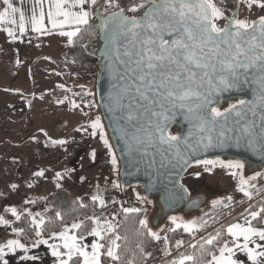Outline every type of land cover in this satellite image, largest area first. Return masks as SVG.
Masks as SVG:
<instances>
[{"label":"snow or ice","instance_id":"obj_1","mask_svg":"<svg viewBox=\"0 0 264 264\" xmlns=\"http://www.w3.org/2000/svg\"><path fill=\"white\" fill-rule=\"evenodd\" d=\"M45 2L49 5L47 13L44 10ZM19 3L20 6L17 7L14 0H2L3 11H0V23L15 26L18 14V28L21 34L25 31L26 23L31 25L34 32H46L44 21L47 16V21L53 28H62L65 25L73 28L71 31L59 33L61 36L68 37L69 43L73 42L72 38L81 32L83 26L89 25L92 16L91 12L85 11L81 6L85 4L98 6V0H31L30 9L26 7L28 0H19ZM104 3L109 8L118 9V11L109 12L107 16H100V28L107 41L110 58L114 56L115 60L126 68L125 75L119 77L125 83L121 85L116 95L110 97V107L113 110L123 109L125 107L123 101L127 99L129 112L127 121L131 122L139 121L141 117L149 113L151 117H164L167 120L168 117L164 116V112H157L155 108H161L164 111L176 108L186 109V118L190 122L193 119L196 120L198 131L205 133L197 140V146L208 148L214 144L224 143L223 131L213 135L219 123L218 117L227 120L228 117L225 114L235 111L238 117L244 119V114L236 111L235 104L230 105L224 112L213 107L209 113L210 100L202 89L205 84L217 89L235 87L241 76L247 79L251 73L253 80L258 84L259 104H254L248 110L253 117H259L260 123L257 124L256 120H252L238 129L237 131L241 134L237 142L246 139L249 146H252L253 138L256 137L264 146V17H261L258 23H249L246 20L236 19L233 15L224 27H219L215 21L223 18L224 12L214 0H130L127 11L135 13L144 9L141 16L125 15L126 9L120 6L118 0H104ZM249 3H259V0H249ZM260 6L264 7V4ZM72 8L79 10L72 11ZM29 11L31 15L27 16L26 13ZM58 17L63 19H57ZM4 31L15 38L13 28L6 27ZM165 36L171 39H165ZM121 44L124 48L123 53L120 52ZM121 56L127 57V60L121 59ZM215 79H218V83L213 85ZM238 104L241 108L246 107V102L243 100L238 101ZM165 105H170V108H165ZM257 106L260 109L259 113L256 111ZM73 107L76 105L73 104ZM141 109L143 111H140ZM91 128L93 136L97 135L99 130L100 139L107 145L108 141L105 139L100 117H96L91 122ZM137 133H143V135L132 134L131 140L141 147H155L157 143L173 147L174 142H179L178 137L164 134V125L159 120L153 122L150 119L147 126L140 123ZM156 133L159 135L157 136ZM127 135L128 133L125 132V136ZM205 140L207 143H204ZM53 143L62 144L64 141L58 140ZM197 162L201 163V161ZM112 163L116 164L114 157ZM202 163L207 165L214 162L202 161ZM225 166L236 169L244 167L239 161L229 162ZM37 175L42 176L43 172ZM59 177L60 174L57 173V178ZM246 183L247 181H241L242 185ZM12 187L15 188V185ZM57 187L60 185L58 184ZM240 190L251 198V194L243 187ZM92 199L99 200L103 204V200L98 196ZM10 211L17 220L20 219L15 208ZM123 211L130 214L139 212V209L125 208ZM262 213L264 208H261L260 212L251 211L250 216L256 219ZM29 215L31 216V213ZM60 216L61 213L57 212L56 217ZM86 219L95 225L91 231L87 232V235L101 240L106 239L107 245L93 242L91 251H86L88 245L83 243L85 236L76 233L70 235L69 227L65 226L61 231H53L49 236L50 239L58 238L62 241L59 245H49L52 256L56 258L54 264H103L104 258L110 259L113 264H124L123 253L120 251L121 245L117 241L122 239L126 241L128 237L116 234L118 225L109 221H104L102 224L98 217ZM170 219L175 223L176 218ZM44 223L43 217L39 220L36 218L31 220L37 237L41 235V225ZM138 223L140 225V228L136 229L138 236L146 234L155 240L160 239L157 233L148 228L146 220L140 219ZM0 224L8 226L9 221L0 216ZM246 224H248L247 227L239 223L228 226L227 232L233 238L232 247L227 241L222 243L216 251H208L204 245H201L198 253H180L167 264H189V262L190 264H243L240 259L234 258L235 251L245 253L247 260L252 264H264V259H261L264 258V245H256L261 249L260 251L249 247L250 243H255L254 237L264 241V228L252 227L249 221H246ZM82 225V221L73 222L70 228L81 229ZM183 227L186 232H191L196 225L195 222H191L184 224ZM141 229H146V233ZM12 232L17 236H21L22 233L27 234L25 228L21 227H13ZM219 236L220 233H217L216 236L208 238L204 244L212 245L214 241L219 243ZM241 236L243 244L235 243ZM182 243L183 241L177 240L175 246L179 248ZM39 244H48V240L38 239L31 246L36 247ZM136 248L141 257L151 255L145 252L141 243H137ZM17 249L25 253L21 256L22 261L37 259L36 256L26 255L28 246L20 239H9L6 243L0 244V264H8V261L4 259L6 250L15 252ZM128 251L127 248L123 250L124 253ZM134 259L135 256L128 259L126 264H134Z\"/></svg>","mask_w":264,"mask_h":264},{"label":"rangeland","instance_id":"obj_2","mask_svg":"<svg viewBox=\"0 0 264 264\" xmlns=\"http://www.w3.org/2000/svg\"><path fill=\"white\" fill-rule=\"evenodd\" d=\"M217 1L219 0H214V2ZM238 2V15L240 14L242 20L252 23L254 20L264 17V7L260 6L261 3L250 4L249 0H238ZM105 7L109 9L107 4ZM127 13L133 14L130 11ZM228 19L230 16H224L215 22L219 27H223ZM69 50L66 48L58 54L62 55L58 58L60 60L58 67H61L64 73L61 76L62 82L69 74L64 68L65 63L71 62L64 57L69 53ZM95 67L94 64L83 68L84 70H82L85 72L83 77L73 75V78L77 80L75 92L83 98L78 102L82 105L80 108L93 111L97 117H100L105 139L108 141L107 145L100 139L99 130L92 139L87 136L82 137L80 134L81 137L72 140L74 134L76 136V132H73L72 135L69 133L71 128L64 115L61 114L60 117H57V110L52 106L41 108L45 109L43 116L46 128L45 131L38 134L45 138H31L40 136L29 131V124H33V121L36 120L35 117L26 116V113L21 112L22 121H12L10 107L5 101L6 98L0 94V216H3L6 209L12 214L10 209L15 208L19 215L25 213L30 222L33 218L39 220L40 217L46 221L57 218V212L62 213L65 208L77 200L92 199L94 196H98L103 200V204L96 200L101 206L111 205L109 209L98 216L102 224L104 221H109L115 225L117 213L125 208L139 209L143 219L148 222V228L160 237L159 240H155L151 255L147 256L146 262H150L166 250L169 251V233L181 229L184 233H192L193 242H195L208 234V232L203 234L202 231L213 226L224 216L236 211L247 201L264 193V164L255 168L239 161L244 165L242 169L228 168L225 165L229 162L238 161L228 157L207 159L205 161L214 163L207 165L202 162L195 163L186 170L179 185L184 189L185 187L189 188L190 196L201 198V206L194 210L184 207L167 212L160 207L157 195H147L137 184L123 186L120 182L121 163L98 107L97 77L92 74ZM83 71L81 72L83 73ZM54 77L56 76L54 75ZM87 78L89 83L88 87H85L84 79ZM56 79L58 80L59 77ZM25 94L29 104L41 97V93H37L32 87ZM233 104L237 105L238 101H230L222 105L220 110L224 111ZM65 108L64 106L58 107L63 112H65ZM14 125L24 127V129L16 130ZM53 126H59V128L52 132L50 130L53 129ZM87 133L90 136L92 132ZM58 140H62L64 143L61 145L53 143ZM58 147H64L63 153L59 151ZM113 157L116 160L115 165L112 163ZM36 166L37 168H35ZM40 172H43L42 176L37 175ZM57 173L60 174L59 178H57ZM242 180L247 183L242 185ZM58 184L60 187H57ZM12 185H15V188ZM242 187L251 194V198L240 190ZM14 217L16 218V216ZM172 217L176 218L175 223L170 219ZM191 222H195L196 227L193 231L186 232L183 225ZM11 231V228L6 227L4 236ZM51 242L48 241V244L37 246H48V249H51L49 248V245H52ZM184 247L183 244L179 248L173 246L170 251L173 255Z\"/></svg>","mask_w":264,"mask_h":264},{"label":"water","instance_id":"obj_3","mask_svg":"<svg viewBox=\"0 0 264 264\" xmlns=\"http://www.w3.org/2000/svg\"><path fill=\"white\" fill-rule=\"evenodd\" d=\"M99 9L97 7L94 11L100 42V48L97 52V57L100 60V71L96 80V95L100 113L121 163L120 182L123 186L137 184L142 187L147 195H157L159 205L167 212L182 207L194 210L200 207L199 201H190L187 191L179 185V182L186 170L191 165L198 163L197 161L228 157L245 162L255 168L264 164V146L261 145L258 138H253L252 146H249L246 139L237 142L241 134L237 131L238 129L252 120H256L257 124L260 123L259 117H253L251 111L248 110L254 104H259L257 99L258 84L253 80L251 73L247 79L241 76L235 87L217 89L210 88L205 84L202 89L210 100L209 113L211 108H217L222 102L228 100L236 99L246 102V107L238 106L236 108V111H241L244 114V119L238 117L235 111L225 114L228 117L227 120L223 117L217 118L219 123L216 125L213 135L223 131L225 133L224 143L214 144L208 148L197 146V140L205 133L198 131L196 120L193 119L190 122L186 118V109L176 108L164 111V109L155 108L154 110L157 112H164V116L168 117L167 120L164 117H151L149 113L141 117L139 121L133 120L131 122L127 121L129 114L127 99L123 101L125 105L123 109L115 108L113 110L110 107V97L116 95L120 91L121 85L125 83L119 77L125 75L126 68L119 61H116L114 56L110 58L111 53L100 28L101 15ZM143 12L144 10L139 16L143 15ZM232 14L236 18V10ZM165 39L171 38L165 36ZM123 51V44H121L120 52L123 53ZM121 59L127 60V57L121 56ZM217 83L218 79L213 80V85ZM165 108H170V105H165ZM256 111L258 113L260 111L258 106ZM150 119L153 122L159 120L164 125L165 135H168L167 132L170 129L175 128L178 131L176 137L179 138V142H174L173 147L158 143L155 147L136 145L131 140L132 134L143 135V133H137V128L140 123L147 126ZM256 131L258 133L259 129L257 128ZM125 132L128 133L127 136H125ZM156 135L158 136L159 133ZM204 143H207V140Z\"/></svg>","mask_w":264,"mask_h":264},{"label":"crops","instance_id":"obj_4","mask_svg":"<svg viewBox=\"0 0 264 264\" xmlns=\"http://www.w3.org/2000/svg\"><path fill=\"white\" fill-rule=\"evenodd\" d=\"M99 2L100 0H98V3ZM14 3L15 6H20L19 0H14ZM0 6V11H3L2 0H0ZM95 6L96 5L85 4L81 7H83L85 11H90V9ZM26 7L29 9L31 8V0H28ZM48 7V3L45 2V13H47ZM71 10L78 11L79 9L72 8ZM26 15L30 16V11L27 12ZM16 19L17 25L15 26L6 23H0V94L3 98H6L5 101L10 107L12 121H22L21 112L26 113V116L29 115L35 117L36 119L33 121V124H29V131L35 134L41 133L45 131L46 128V121L44 120L43 116L45 109L41 108L52 106L57 110V117H60L61 114L64 115L68 126L71 128V130L68 128L70 130L69 133L72 135L73 132H76V136L74 134V139L72 138V140H76L81 137L79 136L80 134L82 137L87 136L88 138L92 139V133L89 136L87 132L93 131L91 128V122L94 121L95 117L97 116L93 111H89L88 109L82 110V108H80L82 105H80L78 102L83 100V98H81L79 94H76L75 91L77 90V80L73 78V75L83 77V74L85 73L83 68H85V66L82 67L78 64H75L73 61L67 58V55L69 54L67 53L64 57L71 62H67L64 65V68L67 70V74H69L66 75L63 82L61 76L64 73L62 72L61 67H58V63H60L58 58L62 57V55L59 56L58 54H60L66 48H70L73 44V42H68V37L61 36L59 33L61 31H71L73 28L67 25L62 28H53L52 25L48 23L47 16H45L44 26L47 29L46 32H34L31 29V25L26 23L25 31L23 34H21L18 28V14ZM57 19L63 18L58 17ZM6 27L13 28L15 38L10 37L7 32L4 31ZM75 37L72 38L73 41ZM61 64L63 65L62 62ZM81 71H83V73ZM54 75L56 77H54ZM57 77H59L58 80L56 79ZM84 83L85 87H88L89 79H84ZM31 87L36 90L37 93H41V97L39 100L29 104L27 101L28 99H26L27 95L25 92ZM65 100L67 101L65 102ZM73 104H75L76 107H73ZM63 106L66 107L65 112L58 109V107L61 108ZM28 107H30V109L27 110ZM14 128L16 130L24 129V127H18L17 125H14ZM56 128H59V126H53V129L50 131L53 132ZM41 137H43V135L34 136L31 138L38 139ZM58 149L62 152L64 147H58ZM35 168H37V166ZM185 189L188 192L189 188L185 187ZM263 195L264 193L258 197H255L254 199L247 201L238 207L236 211L224 216L220 221H217V223L202 231L201 233H207L211 230H214L221 224L230 221L226 225V234L231 240H233L231 235L227 232L228 226L239 223L247 227L248 224H246V221H249L252 226V222L255 219L250 216V213L244 214V212L247 211L254 201ZM6 227L11 228L9 225L0 226V244L6 243L9 239H16L15 233L12 231L4 236ZM255 228H264V222L260 227ZM73 233H75V230H72L69 227V234L71 235ZM253 239L255 240V243H250L249 247L260 251L261 249L257 248L256 245H264V241H260L258 237H254ZM46 240L52 241V245L62 244V241L58 238H48ZM93 242L100 243V239L89 235L85 237L83 243L88 245V247L85 249L86 251H91V244ZM243 242L242 236L237 238L235 241V243L239 244H243ZM43 245L36 246L38 248L28 246L29 250L26 255L36 256L37 259L35 260L22 261L21 256L25 255V253L20 249H17L15 252H7L6 250L4 259L8 261V264H54V259L56 258L52 256L51 249H48V246ZM229 246L232 247L233 243ZM171 255L172 251H170L169 248V251L154 257V259H152L150 262L147 261L146 263L160 264L161 261L167 259ZM234 258L240 259L243 264H252L251 261L247 260L246 254L240 251H235Z\"/></svg>","mask_w":264,"mask_h":264},{"label":"trees","instance_id":"obj_5","mask_svg":"<svg viewBox=\"0 0 264 264\" xmlns=\"http://www.w3.org/2000/svg\"><path fill=\"white\" fill-rule=\"evenodd\" d=\"M118 3L121 7H124L125 15L132 16L136 15L139 16L140 12L144 9H140L139 11L128 14L127 8L130 6V0H118ZM218 6H220L224 12V16H230L232 14V10L235 7L239 8V2L238 0H219L217 2ZM259 3L264 4V0H259ZM106 3H104V0H100L98 3V6L91 8L89 12L92 13V16L89 20V25L84 26L81 28V32L77 34V36L74 38L72 46L69 48V54L67 55V58H69L71 61H73L75 64H78L80 66L90 67L96 63L98 60L97 52L100 48V42H99V34L96 27V20L94 16V11L97 7H99L100 15L106 16L109 12L112 11H118L117 8H109L107 9ZM1 9V6H0ZM100 62V60H98ZM168 135L177 136L178 131L175 128L170 129L167 132ZM110 204H107L105 206H101L98 201H94L93 199H82L77 200L73 204H71L69 207L65 208L64 211H62L61 216L59 218H52L49 220H46L44 225H41V235L37 237L35 235V232L33 231L34 225L31 224L29 218L26 216L25 213L20 214V219L17 220L10 212L5 211L3 213V217L9 221V226L11 229L13 227H21L25 228L27 234H21V236H16V239H20L22 243H25L27 246H31L33 243H35L38 239H47L49 238L50 234L55 231L59 232L61 231L65 226L70 227V225L73 222H79L82 221L83 225L81 229H76L75 233L84 235L85 237L88 236L87 232L91 231L92 227H95V225L92 223V221L86 219L87 217H98L103 212H105L107 209L110 208ZM264 208V195L258 198L256 201H254L250 207L247 209L245 213L251 212V211H257L260 212V209ZM140 219H143V215L141 212L137 213H130L126 214L123 210L119 211L116 216V222L115 225H118L116 228V234L120 235L121 237L127 236L128 239L117 241L118 244L121 245L120 251L123 253V261L124 264H126V261L128 259L133 258L134 264H146L147 256L141 257L139 254V250L136 248L137 243H141L142 246L145 249L146 253H150L155 245V239L148 237L146 234L143 236H138L136 234V229L140 228V225L138 221ZM230 221H227L214 230H211L208 232L207 235L203 236L201 239L196 240L195 242L192 233H184L181 229L173 231L168 234V241L170 244V248L172 249L173 246H175V242L177 240L183 241V245L185 246L183 249H181L179 252H176L175 254L171 255L164 261H162L160 264H167L168 261L175 259L180 253L184 254H196L200 251V246L204 245L205 249L208 251H216L219 246L224 243L225 241L228 242L229 245L233 243V240L230 239V237L226 234V225ZM264 222V213L259 215L253 222V227H260L261 224ZM141 231H144L146 233V229H141ZM217 233H220V236L218 237V241H214L212 245H206L204 242L212 237L216 236ZM100 243L107 245L106 239L101 240ZM127 248L129 251L124 253L123 250ZM218 254V251L216 252ZM210 258V257H206ZM103 264H113V262L110 261L108 258H104ZM190 264V262H189Z\"/></svg>","mask_w":264,"mask_h":264},{"label":"flooded vegetation","instance_id":"obj_6","mask_svg":"<svg viewBox=\"0 0 264 264\" xmlns=\"http://www.w3.org/2000/svg\"><path fill=\"white\" fill-rule=\"evenodd\" d=\"M234 10H236V19H241L242 17L240 16V14L238 15V7H235V8L232 10V12H233ZM231 15H232V16H231V18H232V17H233V14H231ZM231 18H230V19H231ZM258 21H259V19L254 20L253 22H258ZM223 27H224V26H223ZM233 100H236V99H232V100H228V101L222 102V103L217 107V109L220 110L222 105L227 104V103H229L230 101H233ZM237 101H240V100H237ZM236 106L238 107V106H240V105L237 104ZM220 111H221V110H220ZM221 112H224V111H221ZM249 166H251V165H249ZM251 167H253V166H251ZM187 195H188V198H189L190 201H192V200H198L199 203L201 204V198H200L199 196H190L188 192H187ZM157 198H158V196H157ZM197 206H198V204H197ZM160 207H161V206H160ZM182 208H184V207H182Z\"/></svg>","mask_w":264,"mask_h":264},{"label":"built area","instance_id":"obj_7","mask_svg":"<svg viewBox=\"0 0 264 264\" xmlns=\"http://www.w3.org/2000/svg\"><path fill=\"white\" fill-rule=\"evenodd\" d=\"M98 60H99V58H98ZM98 60L96 61V63H95L96 67L92 72V74L95 75L96 77L98 75V72L100 71V62H98ZM96 80H97V78H96Z\"/></svg>","mask_w":264,"mask_h":264}]
</instances>
